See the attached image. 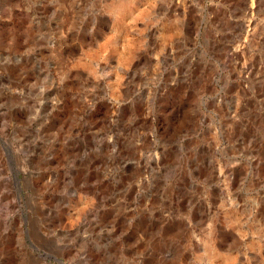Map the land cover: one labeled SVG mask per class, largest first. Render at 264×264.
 Listing matches in <instances>:
<instances>
[{
	"label": "rangeland",
	"instance_id": "rangeland-1",
	"mask_svg": "<svg viewBox=\"0 0 264 264\" xmlns=\"http://www.w3.org/2000/svg\"><path fill=\"white\" fill-rule=\"evenodd\" d=\"M34 260L264 264V0H0V264Z\"/></svg>",
	"mask_w": 264,
	"mask_h": 264
},
{
	"label": "built area",
	"instance_id": "built-area-1",
	"mask_svg": "<svg viewBox=\"0 0 264 264\" xmlns=\"http://www.w3.org/2000/svg\"><path fill=\"white\" fill-rule=\"evenodd\" d=\"M205 125H207L206 123H204ZM200 122L196 124L195 127H193L191 130L189 131H183V132H179L175 138V146H174V149L173 148H170L169 149L171 151L175 150L179 156H188V155H192V156H199L200 154H202L203 152V147L204 145L200 143L201 141V135H200ZM189 140H197L199 143H200V147L199 148H192L191 150H185L183 149L182 147V143H185L186 141H189ZM202 142V141H201ZM217 148V145H212L210 146V153H209V159L207 160L206 162V167L208 165H210V170H209V174L212 175V176H215V178L218 180L219 178H221V176L225 175V172L223 171H220L219 167H218V159H217V156H216V151L215 149ZM215 165V171L212 170V167ZM204 164L202 162H199V161H196L194 163V165L191 167V169L195 170L197 172V174H199V171L203 168H204ZM207 208V212H208V206H206Z\"/></svg>",
	"mask_w": 264,
	"mask_h": 264
},
{
	"label": "bare ground",
	"instance_id": "bare-ground-1",
	"mask_svg": "<svg viewBox=\"0 0 264 264\" xmlns=\"http://www.w3.org/2000/svg\"><path fill=\"white\" fill-rule=\"evenodd\" d=\"M250 9V8H249ZM224 180H222V182H223ZM225 183V182H224ZM225 185V184H224ZM39 261V260H38ZM37 262V261H36ZM34 263H35V260H34ZM38 264L39 263H41L40 261L39 262H37ZM37 263H35V264H37ZM44 264V263H43Z\"/></svg>",
	"mask_w": 264,
	"mask_h": 264
}]
</instances>
